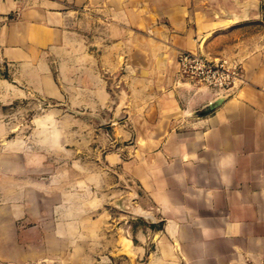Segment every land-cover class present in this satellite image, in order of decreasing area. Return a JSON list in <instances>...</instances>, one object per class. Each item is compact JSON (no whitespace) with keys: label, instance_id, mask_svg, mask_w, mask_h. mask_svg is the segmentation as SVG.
Returning <instances> with one entry per match:
<instances>
[{"label":"crops","instance_id":"1","mask_svg":"<svg viewBox=\"0 0 264 264\" xmlns=\"http://www.w3.org/2000/svg\"><path fill=\"white\" fill-rule=\"evenodd\" d=\"M180 51L234 61L240 81L213 93ZM0 62L72 109L0 144V264H264V0H0ZM96 113L119 145L102 163ZM99 165L157 227L125 226L123 245L94 225Z\"/></svg>","mask_w":264,"mask_h":264},{"label":"rangeland","instance_id":"2","mask_svg":"<svg viewBox=\"0 0 264 264\" xmlns=\"http://www.w3.org/2000/svg\"><path fill=\"white\" fill-rule=\"evenodd\" d=\"M50 65V76L55 80L52 57H50ZM32 73L33 71L25 68V64L0 62V144L9 138H13L18 131L28 132L38 116L50 115L48 120L52 123L55 120H63L65 125L71 124L70 116H67L68 118L54 117L55 111L72 114V109L67 104L66 99L56 100L33 89L25 82L27 79L31 80L36 77L35 75L32 76ZM208 88L214 93L212 88ZM94 116L90 124L94 125L95 128V156L96 160L102 163V154L106 152V149L115 150L119 145L115 141L109 140L111 138V122L100 114L96 113ZM83 120L86 121V119ZM104 129L106 131H103ZM79 136H81L80 143L86 142L85 133ZM83 136L84 139H82ZM85 151V147L80 149V157L85 156ZM110 168L109 173L103 175L102 171H97L98 169L102 170V166H96V171L100 173V180H96L98 183L95 187V194L98 195L99 201L96 202L93 213L94 225H110L112 232H118L121 238L125 234V226L129 230L128 238L138 225L143 228L157 227L158 224H151V216L141 210L139 206L141 203L146 205V201L136 184L128 177L125 178L117 165ZM136 193L142 195L138 203L136 202ZM120 227L121 229H119ZM122 240L124 245V238Z\"/></svg>","mask_w":264,"mask_h":264},{"label":"built area","instance_id":"3","mask_svg":"<svg viewBox=\"0 0 264 264\" xmlns=\"http://www.w3.org/2000/svg\"><path fill=\"white\" fill-rule=\"evenodd\" d=\"M177 65L179 73L185 78L207 85L216 94L228 92L241 78L238 63L212 59L202 52L180 51Z\"/></svg>","mask_w":264,"mask_h":264},{"label":"water","instance_id":"4","mask_svg":"<svg viewBox=\"0 0 264 264\" xmlns=\"http://www.w3.org/2000/svg\"><path fill=\"white\" fill-rule=\"evenodd\" d=\"M216 103H217V101H216V102H214V104H212V105H211V107H212V106H214Z\"/></svg>","mask_w":264,"mask_h":264}]
</instances>
